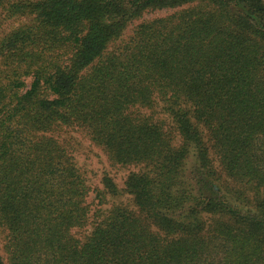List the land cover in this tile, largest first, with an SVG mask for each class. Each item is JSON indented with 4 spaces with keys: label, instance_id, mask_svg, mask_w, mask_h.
Listing matches in <instances>:
<instances>
[{
    "label": "trees",
    "instance_id": "1",
    "mask_svg": "<svg viewBox=\"0 0 264 264\" xmlns=\"http://www.w3.org/2000/svg\"><path fill=\"white\" fill-rule=\"evenodd\" d=\"M0 264H264V0H0Z\"/></svg>",
    "mask_w": 264,
    "mask_h": 264
},
{
    "label": "rangeland",
    "instance_id": "2",
    "mask_svg": "<svg viewBox=\"0 0 264 264\" xmlns=\"http://www.w3.org/2000/svg\"><path fill=\"white\" fill-rule=\"evenodd\" d=\"M172 11H156L145 14L142 19L134 22L133 25L140 24L144 20H149L153 18L164 17L167 14H170ZM18 21L21 19H10L5 21L4 25L7 27L9 25H16ZM131 28V27H130ZM129 32V31H127ZM126 33L125 36H127ZM158 113L156 114L155 119H164L163 110L161 107L158 109ZM145 114H148L147 110L143 111ZM48 135H51L50 133ZM53 136L58 137L60 140L69 141L72 145V149H70L75 162L84 175L89 187L92 189L90 196L88 197V201H94V205L92 207V212L102 208L105 210L111 209L114 205H123L127 208L134 209L133 201L131 196L127 194H123L121 197L116 199L107 197V203L104 206H96L97 200H95V189H102V181L105 176H109L113 179V181L117 184L120 189H123L124 183L132 172H137L139 170L138 167L135 166H122V165H113L108 159V156L103 151V149L94 145L89 141L86 133L83 129L77 127H62L53 133ZM216 165L218 163L216 162ZM218 171L221 172L219 168ZM100 207V208H99ZM91 228L83 230L79 233L80 237H84L89 233Z\"/></svg>",
    "mask_w": 264,
    "mask_h": 264
}]
</instances>
